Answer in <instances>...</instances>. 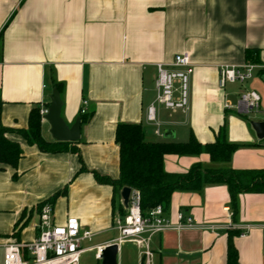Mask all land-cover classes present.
Wrapping results in <instances>:
<instances>
[{"label":"crops","instance_id":"obj_1","mask_svg":"<svg viewBox=\"0 0 264 264\" xmlns=\"http://www.w3.org/2000/svg\"><path fill=\"white\" fill-rule=\"evenodd\" d=\"M258 68L244 84L220 86V67L250 63ZM188 54L194 65L188 114L159 108L162 136L146 123L156 97L157 64ZM61 84V116L72 127L81 122L79 154L44 153L15 133L23 156L16 168L0 167V249L23 226L19 241L32 242L39 208L67 189L54 203V220L77 218L92 237L85 252L115 241L122 219L121 192L100 184L95 174L117 179L120 124L142 125L153 142L214 143L224 128L238 145L229 167L264 172V139L253 122H264V0H0V119L14 130H27L33 109L49 110L55 84ZM255 91L260 107L251 116L238 110L239 97ZM87 115L80 119L83 102ZM47 141L56 142L42 120ZM200 163L218 167L207 154L165 157V170L185 173ZM124 207V206H123ZM125 209V207H124ZM126 213V209H125ZM177 224L179 214L216 232L169 230L153 237L151 264H227L230 233L253 225L246 236H233L239 264H264V192L241 194L236 209L224 185L200 192H175L166 211ZM18 242V241H17ZM84 242V241H83ZM95 259V254H94ZM101 262V261H100ZM118 264H144L133 243L118 248Z\"/></svg>","mask_w":264,"mask_h":264},{"label":"trees","instance_id":"obj_2","mask_svg":"<svg viewBox=\"0 0 264 264\" xmlns=\"http://www.w3.org/2000/svg\"><path fill=\"white\" fill-rule=\"evenodd\" d=\"M256 55V52L247 51L248 62L257 64ZM55 89L61 92V84H55ZM90 118V115L80 117L83 123L88 122ZM11 133L19 135L28 144L37 146L44 153H80L75 146L70 147V143L47 141L44 138L42 117L40 107H38L30 113L27 130L7 128L0 119L1 168H16L23 156L20 144L8 138ZM116 142L120 152L119 177L112 179L95 174V178L100 184L112 186L117 193L126 187L138 191L141 196L143 214L159 205H162L167 211L175 192H200L206 186H226L234 209L238 206V199L241 194L264 192L263 171H244L229 167L232 156L239 146L226 140L224 128L214 143L201 144L193 135L185 143L153 142L147 139V129L144 126L120 124L116 130ZM201 154L209 155L210 161L218 167L205 168L202 164L197 163L185 173H169L165 170V157L167 155L199 156ZM66 194L67 189H64L48 202L54 203L59 196ZM120 212L123 217L126 215L123 206H121ZM23 226L12 234L18 242H20L19 237ZM235 235H240V232L230 233L227 264H239L238 253L233 244V236Z\"/></svg>","mask_w":264,"mask_h":264},{"label":"built area","instance_id":"obj_3","mask_svg":"<svg viewBox=\"0 0 264 264\" xmlns=\"http://www.w3.org/2000/svg\"><path fill=\"white\" fill-rule=\"evenodd\" d=\"M157 80L155 100L146 110V123L153 128L156 136H162L158 111L162 108L171 113L188 114L191 109V77L194 65L188 54L177 55L170 64H157ZM257 65L246 63L240 66L225 65L220 67V86L228 84H244L252 78ZM261 98L255 91H246L239 97L238 110L249 115L259 110ZM87 101L83 102L81 116L87 115ZM48 109H40L42 120ZM126 215L116 222L118 238L110 244L95 249V260L100 262L104 250L112 245L118 248L123 243H133L141 251L144 264H151L153 253L151 241L154 236L169 230L186 229L209 230L216 232L220 227L215 225L201 226L194 223L191 217L179 214L178 223L173 224L167 217L166 210L159 205L146 214L141 211V196L132 190ZM36 237L32 242L7 241L3 244L4 264H82L85 251L82 243L92 237L90 232H83L77 218L70 217L65 224L58 225L54 220V210L50 203H45L38 214ZM254 228L253 225L236 227L240 236L244 237ZM264 228V225H263Z\"/></svg>","mask_w":264,"mask_h":264},{"label":"water","instance_id":"obj_4","mask_svg":"<svg viewBox=\"0 0 264 264\" xmlns=\"http://www.w3.org/2000/svg\"><path fill=\"white\" fill-rule=\"evenodd\" d=\"M62 101L59 92L55 89L51 98V106L48 110L45 120L50 125V134L52 138L59 143H75L81 137V122L77 121L72 127H69L61 116ZM252 128L259 139H264V122H253ZM132 189L126 187L121 192V198L125 209L129 205V197ZM118 246L112 245L107 247L102 255L101 264H118L117 263Z\"/></svg>","mask_w":264,"mask_h":264},{"label":"rangeland","instance_id":"obj_5","mask_svg":"<svg viewBox=\"0 0 264 264\" xmlns=\"http://www.w3.org/2000/svg\"><path fill=\"white\" fill-rule=\"evenodd\" d=\"M254 114L251 113L250 115L252 116ZM91 246V242L89 241H84L82 243V248L83 249H86V248H89ZM94 252H85L83 255H82V258H81V262L82 264H101V262H98L94 259ZM0 264H4V249H0Z\"/></svg>","mask_w":264,"mask_h":264}]
</instances>
